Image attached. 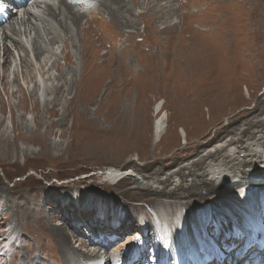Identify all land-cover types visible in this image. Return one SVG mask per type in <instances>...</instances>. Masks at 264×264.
I'll use <instances>...</instances> for the list:
<instances>
[{
	"label": "rangeland",
	"instance_id": "rangeland-1",
	"mask_svg": "<svg viewBox=\"0 0 264 264\" xmlns=\"http://www.w3.org/2000/svg\"><path fill=\"white\" fill-rule=\"evenodd\" d=\"M92 1L75 6L80 27L64 17L67 30L45 7L33 8L41 17L26 34L9 31L23 50L0 37V264H87L102 254L123 264L142 214L166 222L171 238L176 225L167 221L185 226V211L207 212L208 204L220 208L222 218L214 217L223 227L228 196L248 187H201L205 174L171 177L164 191L148 185L173 170L189 175L186 166L222 141L248 139L257 129L250 120L264 119V0H127L122 13ZM160 105L169 126L158 141ZM111 167L133 171L146 186L108 180ZM108 207L113 221L125 213L124 223L92 230ZM150 227L147 264H157Z\"/></svg>",
	"mask_w": 264,
	"mask_h": 264
},
{
	"label": "bare ground",
	"instance_id": "bare-ground-1",
	"mask_svg": "<svg viewBox=\"0 0 264 264\" xmlns=\"http://www.w3.org/2000/svg\"><path fill=\"white\" fill-rule=\"evenodd\" d=\"M58 2H59L58 4H54V2L48 1V0H43V2H41L40 0H33L31 1V6L29 8H26V6L23 7L22 15L20 17L17 15L18 14L17 11H15L12 15L9 16V18L5 22V23L10 24L11 20L13 19V23L10 26L8 25V27L4 28L3 25H0V31H3L2 38L5 40V42L9 41L8 38L12 39L13 44L16 46L18 50H23L25 48V44L19 39L12 38L13 36L12 37L10 36V32H12L13 35H19L21 33L23 34V32L25 31V34H26L28 32L27 29L28 30L30 29L32 18L41 17V15L40 16L36 15V13H33L32 11H30V8H34L33 5H37V8L45 7V9H43L44 13H47L48 15L51 16V18H54L55 20H58L59 18L58 21L60 23V26H62V28L66 30L70 27H69V24L67 26L64 25L66 23V22L64 23V17L69 18L74 26L77 25L78 27H80L84 14L80 13L79 11L78 12L75 11L76 4H73L69 0H59ZM111 4H115L113 9L114 8L117 9L118 7V10L116 11L117 13H120L121 11L127 12V10L125 9L128 6L127 0H103L100 6H103V5L110 6ZM17 8H18L17 6H14V10H17ZM175 11H177V9H175ZM124 19L126 21V24L128 25V19L127 18H124ZM10 27H11V31H10ZM23 28H24V31H23ZM54 40L55 39L52 38V41ZM7 46L8 45H6L5 43V47ZM42 50L43 49H41V47L39 46L37 47L38 59H40V57L43 55L42 53H44V50L43 52ZM8 52L9 51H7V53ZM9 53L7 54L8 56L10 55ZM2 82H3L2 83L3 86H6L8 84V82H5L4 80ZM60 90L58 89V91L63 92V89H60ZM158 109H160L159 110L160 112L158 113L161 114L164 108L163 106L160 105ZM161 115L162 116L157 119L155 123V127H154L155 137L159 138L158 141H160L163 138L164 134L167 133L168 126H169L167 123V120H169V117L167 116V114L162 113ZM249 124L253 128H257V129L255 130L253 134L249 135L248 139L233 137L231 139L222 141L217 144L216 148L208 151L205 156L203 155L202 158L194 161L193 163H191L190 166L185 167V169L189 170V175H186L183 169L173 170L172 172H169L168 177L166 179H163V180L161 178L158 180L156 179L157 182L150 183L148 187H150V189L154 188L155 190L164 191L166 190V184L167 182L170 181L171 177H180L181 179H184L187 176L194 175L195 178H198L204 174L206 175V177L208 176L209 177L206 179L207 181H204L205 183H201L200 185L201 187L203 186L206 188L210 187L211 185L220 187L221 184H224V183H226L229 186V188H232V186H239L241 182H246L245 184H247L249 187L255 188L256 186L264 183V119L250 120ZM184 127L182 130L184 133H186V130ZM229 152H230V157L232 158L235 157V159H229V156H228ZM205 162L207 163L206 167L203 168L202 173H199L197 171V167H200ZM214 167L220 168V170L222 171L221 174L217 176V178L213 177L212 175H209V173H211V169ZM232 170L235 176L233 178L230 174ZM106 173L108 175V180L116 181L121 178L131 177L139 181L141 184H143L144 187L146 186L145 182L142 180L143 177L141 175H140L141 177H138V175L133 173V171H125V170L116 169V168L111 167ZM238 174L249 175V177L243 178V179L236 178ZM195 184H198V181H195ZM176 188H173L170 193L168 192L161 193L162 191H160L161 194L160 196H158L159 200L162 201L164 199L166 201L171 196V194L174 192V189ZM241 190L242 191L240 192L238 191L239 192L238 194L234 193L236 195V198H234L233 200H235V202H237L243 207L244 204L248 202L240 198L246 192V188L241 189ZM171 202L172 200H170V202L169 201L166 202L165 204L168 206L167 208L170 211L174 210L176 207L175 205H172ZM262 203H264V201H261V200L257 201V205H258L257 209L260 211V214L264 218V208H261ZM231 213L234 216L235 214H237L236 211L233 209H231ZM83 217L84 215L80 213V218H83ZM235 218H239V216L237 215V217ZM187 224H188V221H187ZM240 224H239L240 226L244 225L243 223H240ZM145 233H146V230H145ZM245 239L246 238L244 237V235L240 234L239 232L235 230L230 231V232H227V239L223 242V246L227 249L237 247V246L243 247L245 249L249 245H251V242L245 241ZM76 251L77 250L73 249V252H70V257L73 260H75V256H77Z\"/></svg>",
	"mask_w": 264,
	"mask_h": 264
},
{
	"label": "water",
	"instance_id": "water-1",
	"mask_svg": "<svg viewBox=\"0 0 264 264\" xmlns=\"http://www.w3.org/2000/svg\"><path fill=\"white\" fill-rule=\"evenodd\" d=\"M221 172L222 171L220 170V168L214 167L211 169V175L215 178H217V176H219L221 174Z\"/></svg>",
	"mask_w": 264,
	"mask_h": 264
}]
</instances>
